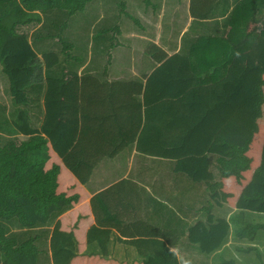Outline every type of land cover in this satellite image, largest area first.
Segmentation results:
<instances>
[{"label": "trees", "instance_id": "1", "mask_svg": "<svg viewBox=\"0 0 264 264\" xmlns=\"http://www.w3.org/2000/svg\"><path fill=\"white\" fill-rule=\"evenodd\" d=\"M91 1L0 0V64L12 98L26 105L27 90L47 83L41 127L33 126L32 116L20 109L8 128L27 138L2 143L0 137V264H179L168 241L156 237L137 242L154 248L140 260L107 255L111 228L120 229L121 210L134 202L126 185L136 183L125 178L90 196L84 186L94 167L89 159H95V150L105 149V154L133 143H88L86 122L94 113L78 103L85 98L80 95L85 93V79L80 82L72 71L45 79L44 65L51 69L61 59L56 52L44 53L41 59L29 39L31 27L42 22V12L58 9L71 17ZM220 2L190 0L194 22L211 24ZM118 4L120 14L144 28L125 11L124 0ZM66 25L49 36L60 40L64 54L75 60L74 44L61 35ZM201 29L183 34L184 45H190L184 52L169 56L162 46L149 45L145 53L158 65L145 83H111L105 91H126L120 100L123 110L132 109L142 124L129 132L132 140L137 137L138 151L175 160L176 173L185 174L192 185L206 187L218 205L234 211L229 220L209 215L189 228L190 241L210 254L227 242L232 225L237 236L250 240L264 231V222L246 217L248 211L264 213V0H238L226 12L219 32ZM114 30L120 32L118 26ZM199 69L208 83H199ZM33 116L39 119V111ZM102 118L100 125L113 117ZM121 134L127 136L126 131ZM196 192L205 195L199 187L194 198ZM207 200L209 204L201 207L210 212L212 203ZM14 218L21 228L46 229L18 241L4 226ZM48 225L52 228L47 237ZM137 233L149 235L130 234ZM93 242L100 251L89 250Z\"/></svg>", "mask_w": 264, "mask_h": 264}, {"label": "crops", "instance_id": "2", "mask_svg": "<svg viewBox=\"0 0 264 264\" xmlns=\"http://www.w3.org/2000/svg\"><path fill=\"white\" fill-rule=\"evenodd\" d=\"M189 2L190 0L186 1L188 11ZM188 17L191 20L189 24L186 23L188 27L184 29L188 31L193 22L192 28L195 30L197 24L191 17L190 12H188ZM221 19L222 21H219L220 19L215 18L211 22L216 23L215 26L220 28L224 17ZM202 26L203 24L200 23L196 28L199 30ZM174 27L176 28V26ZM103 30L107 32L110 29L105 28ZM185 30H183V34L186 32ZM155 31L157 35L153 33V30L150 32L146 26L141 28L137 25L135 38L129 39L142 45L137 49L134 45H128L127 42L117 40L116 43H113V47L109 46L110 44L106 45L109 50H105V47L101 48L102 45L98 46V42L94 40V43L90 45L88 56L83 58L79 55L78 58L73 60L72 64L63 60L62 66L44 69L45 79L47 77H61L64 71L76 72L80 82L85 79V93H80V95L84 94L85 98H79L78 103L80 108H83L86 112L94 113L90 118H87L86 122L90 129V133L86 137L88 143L95 145L110 144L112 142L133 143L127 148L117 151L107 149L105 154V149L95 150L93 152L95 159H89L93 162L94 167L84 186L90 196L125 178L136 183V185H126V190L132 193L134 202L131 205L128 204L125 211L121 210L120 229L111 228L107 255L125 261L140 260L146 254L153 252L154 248H149L145 243L138 245L137 242L140 240L143 242L148 241L153 239L151 237H156V239L168 241V246L176 254L179 264H246V260L251 261V251L256 252V258L259 261L263 256V252L258 245V234L252 240L241 238L234 233L235 227L233 225L227 242L213 253L203 252L198 244L190 241L189 228L196 221H206L209 215H213L214 218L222 217L229 220L234 211L225 204L223 206L218 205L210 197L206 187L203 186L199 187L204 190L205 195L202 196L200 192H196L194 198V191H197L199 187H197L198 185H192L189 179H187L189 180V183H187L184 179L177 177L178 173L174 169L175 160L138 151L135 145L137 137L132 140L129 132L133 131L137 125L141 128L142 124L139 125L132 109L128 110L125 107L127 110H123L124 106L120 103V100L125 97L126 91H105L111 83L146 82L148 75L158 65L151 56L145 53L149 45L156 43L162 46L169 56L180 51L184 52L185 49L190 47V45H184L183 39H179L172 44H162L159 39L162 40L166 33L161 32L160 34L157 29ZM102 49H104L103 53ZM98 51L99 55H97ZM199 71L201 74L199 83H208V77L204 70L199 69ZM42 87V91L39 92L38 124H33L34 121L32 123L33 126L37 127H41L46 110L47 83L45 82ZM97 89L99 91H94ZM132 94L134 93L132 92ZM101 114L103 115L101 116ZM104 116L107 119L108 117L113 118L100 125L98 121L102 120ZM103 129H106L104 131L105 135H101ZM122 131H126L127 136L122 135ZM109 153L114 154L109 155ZM94 161L96 164H94ZM84 174H86V171H84ZM134 192L139 195H135ZM209 198L212 203L211 211H203L201 205L207 206L209 204L207 199ZM247 219L255 222L249 218ZM133 232H143L149 235L137 233L135 236H131ZM154 234L156 236H153ZM133 239L135 242H133ZM245 241L250 242L249 245L244 246ZM235 242L236 245H234ZM239 243L242 245H239ZM248 248H251V250L247 251ZM89 250L100 251L98 243L93 242ZM259 252L260 255H258Z\"/></svg>", "mask_w": 264, "mask_h": 264}, {"label": "rangeland", "instance_id": "3", "mask_svg": "<svg viewBox=\"0 0 264 264\" xmlns=\"http://www.w3.org/2000/svg\"><path fill=\"white\" fill-rule=\"evenodd\" d=\"M150 1L151 4L146 5L144 0H124L126 3L125 11L137 18L143 26H146L147 29H149L150 32L153 30V33L157 35L155 31L157 29L160 34L161 32L166 33L162 40L159 39V41H162V44H172L179 39L181 40L183 30H185L184 28L188 27L186 23L189 24V21L191 20V18L188 17V12H190V10L188 11L187 8V0ZM237 2L238 0H222L219 9L216 12L217 20L220 19L219 21H222L221 18L225 16L226 12L230 9L231 4L234 5ZM154 4L156 6H154ZM227 6H229V8L224 12V8ZM119 10L120 7L118 0H92L86 4L85 10L77 12L71 17H69L65 11L58 9H53L45 13L42 12V22L31 27L29 39L41 59H43L44 53L56 52L61 59V62L56 65L57 67L62 66V62L64 61L69 64H72L73 62V59H70L64 54L62 50V42L56 39V37L52 38L49 36V34L55 35L58 33V27L64 22H66L67 25L61 35L64 40L74 44L72 55H75L76 57H79V55L83 58L88 56L90 45L91 43H94V40L98 42V46L102 45L101 48L105 47V50H109L107 46L109 44V46H111V44L116 43L117 40H121L125 43L127 42L128 45H134L137 49V47L142 45L134 40H129L135 38L137 24L134 22V19L126 17L124 13L120 14ZM196 24L197 27L200 23L196 21ZM205 25L206 24H203V26ZM115 26L119 27L120 32L114 30ZM174 26H176V28ZM190 26L188 33L195 31L192 28L193 22ZM105 28L110 30L105 33L101 32ZM173 28L175 29L173 30ZM218 29L217 26L211 22V24L206 28L203 27L200 31L204 33H212L216 30L219 32L220 29ZM103 44H105V46H103ZM104 49H102V53ZM99 54L98 51L97 55ZM45 68L44 65V69ZM42 88L38 85L32 86L27 90L29 97L28 104H17L9 92V80L7 75L2 71V65L0 64V137L2 143L9 138H27L8 128L9 126H12V121L16 118L20 109H26L32 116V121H36V125L38 124V118L33 116V113L39 111L38 103L40 98L38 96V91H42ZM185 176L186 175L182 173L177 174L178 178H182L185 182L189 183V180H187L189 178ZM155 207L159 208L158 206ZM247 218L255 222H264V213L247 212ZM12 220L13 221L10 222H4V226L7 230V234L16 238L18 241L26 239L30 234H38L46 229V226H40L34 229L21 228L15 218ZM48 226L49 233H46L47 237L50 236V229L52 228V225ZM261 231L262 230L258 232V245L263 252V256L258 261L256 258V252L251 251V261L246 260V264H264V231ZM44 241L47 240L44 238ZM46 243L48 246V241ZM244 243L245 244L243 245L245 246L249 245L248 243L250 242L245 241ZM234 245H236V242ZM239 245L242 244L239 243Z\"/></svg>", "mask_w": 264, "mask_h": 264}]
</instances>
